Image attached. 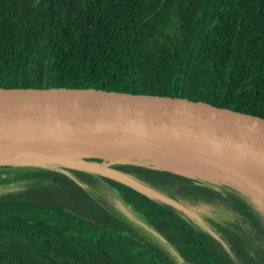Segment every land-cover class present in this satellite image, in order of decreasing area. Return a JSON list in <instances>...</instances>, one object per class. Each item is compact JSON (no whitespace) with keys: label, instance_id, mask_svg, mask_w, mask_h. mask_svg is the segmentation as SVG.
Here are the masks:
<instances>
[{"label":"trees","instance_id":"obj_1","mask_svg":"<svg viewBox=\"0 0 264 264\" xmlns=\"http://www.w3.org/2000/svg\"><path fill=\"white\" fill-rule=\"evenodd\" d=\"M16 88L169 95L264 116V0H0V89ZM81 160L184 210L60 162H3L0 264H264V215L234 184L143 156ZM98 179L179 261L92 198Z\"/></svg>","mask_w":264,"mask_h":264},{"label":"water","instance_id":"obj_2","mask_svg":"<svg viewBox=\"0 0 264 264\" xmlns=\"http://www.w3.org/2000/svg\"><path fill=\"white\" fill-rule=\"evenodd\" d=\"M68 153L143 156L154 164L151 156L173 158L177 153L239 156L264 165V116L169 95L91 88L0 89V163H35L38 161L28 158ZM61 164L184 210L176 201L109 167L76 159Z\"/></svg>","mask_w":264,"mask_h":264},{"label":"rangeland","instance_id":"obj_3","mask_svg":"<svg viewBox=\"0 0 264 264\" xmlns=\"http://www.w3.org/2000/svg\"><path fill=\"white\" fill-rule=\"evenodd\" d=\"M82 156H84V155L83 154L80 155L77 153L44 154V155H39V156L28 158V159L35 160V161H40V160H49V161H55V162L58 161L61 163L64 161L71 160V159H76V160L82 162L83 160H81V158H80ZM151 159L158 166L177 167L178 169L189 170V171L197 172L199 174L203 173L202 174L203 176H209L210 178L216 177V179L218 178L220 180H226V181L233 182L234 184L238 185L237 183H235L234 181H232L230 178H228L226 176V173L222 170V168H218L214 165H210V164L202 163V162H194V163L181 162L180 163L178 161H174L173 158L170 156H163L161 158L158 156H151ZM86 163H89V162H86ZM89 164H91V163H89ZM172 165H174V166H172ZM98 180H99V182L96 183L95 187L91 188L92 198L95 199L106 210L110 211L111 213L119 216L120 218L124 219L126 222L135 226L146 237H148L149 239H151L154 242L159 243L174 261H179L178 256H177L175 250L173 249V247L170 244H168L167 242H165L163 239H160L159 236L156 235L152 231L150 226L143 220L142 216L139 213L131 210L116 195V193L113 189H111L107 184H105L100 179H98ZM238 186H240V185H238ZM257 209L260 210L264 215V212L262 210L263 204L261 202L258 204Z\"/></svg>","mask_w":264,"mask_h":264},{"label":"bare ground","instance_id":"obj_4","mask_svg":"<svg viewBox=\"0 0 264 264\" xmlns=\"http://www.w3.org/2000/svg\"><path fill=\"white\" fill-rule=\"evenodd\" d=\"M173 158L175 159V161H178L180 163L181 162H188V163L202 162V163L214 165L218 168H222V170L226 173V176L228 178H230L232 181L240 185L244 190L249 192L251 195L257 198L263 204L262 210L264 212V165H255L239 156L207 158L205 156H200V155H195V154L177 153L173 155ZM160 187L163 188L162 184Z\"/></svg>","mask_w":264,"mask_h":264}]
</instances>
